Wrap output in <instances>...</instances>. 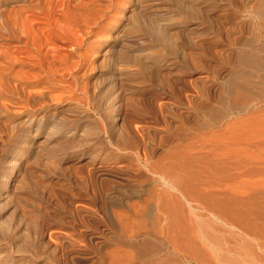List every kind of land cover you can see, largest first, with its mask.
Returning a JSON list of instances; mask_svg holds the SVG:
<instances>
[{
	"label": "rangeland",
	"instance_id": "rangeland-1",
	"mask_svg": "<svg viewBox=\"0 0 264 264\" xmlns=\"http://www.w3.org/2000/svg\"><path fill=\"white\" fill-rule=\"evenodd\" d=\"M0 8L36 13L45 31L51 18L58 36L44 53L66 56L42 77L27 75L10 97L0 94V264L21 256L29 264H101L116 247V215L138 219L131 206L141 200L126 181L139 174L132 152L194 153L224 123L241 120L247 143L264 144V112L232 115L242 103L230 84L233 72L244 73L264 104V70L237 60L264 45V0H0ZM44 92V108L28 100ZM117 106L120 121L110 123ZM219 135L196 150L200 158ZM256 153L264 157V145ZM104 157L115 167L100 170ZM263 173L243 177L247 194L260 193L251 200L264 199Z\"/></svg>",
	"mask_w": 264,
	"mask_h": 264
},
{
	"label": "bare ground",
	"instance_id": "bare-ground-1",
	"mask_svg": "<svg viewBox=\"0 0 264 264\" xmlns=\"http://www.w3.org/2000/svg\"><path fill=\"white\" fill-rule=\"evenodd\" d=\"M30 5L21 8L28 10ZM85 8L92 9L91 5H85ZM128 11H131V7L126 5L123 12ZM37 16L33 12L24 14V11H17L12 16L8 8L0 10V42L3 47L0 53L3 60L0 63V94L5 98L17 91L19 81L27 78V75L42 77L46 72H51L53 66L66 60V56L58 51L56 54L47 48L44 53V46L55 41L58 35L53 32L51 18L48 21L50 28L45 31L44 27L38 26L40 18ZM180 34L184 38L186 33L181 31ZM24 38L28 40L22 45ZM237 60L240 65L264 70V45L241 52ZM230 84L234 87L232 95L242 103L232 110V115L248 111L257 114L264 112L263 102L253 96L255 90L251 93L256 84L244 73L233 72ZM46 94L31 95L28 100L35 107L44 108ZM108 119L115 124L120 121L118 106ZM244 122L224 123L222 129L209 135L211 140H200L202 143L197 145L199 148L195 146L194 153L183 151V146H178L180 149L177 153L167 152L163 155L150 146L151 150L145 152L144 156L132 152L139 174L128 177L126 181L135 183L131 194L141 200V203L134 202L131 206L138 219L132 222L123 214L116 215L120 227L117 240L112 244L116 247L107 253L101 264H170L172 259L178 261L176 264H264V199L251 200L260 193L247 194L243 180L244 176L263 173L264 157L256 152L261 151L264 144L247 143L248 138L242 135L238 124ZM235 128L238 132L229 137L231 129ZM218 135L221 142L200 158L198 155L201 151L196 150L206 151L207 142L215 141ZM171 140L164 139V144ZM117 149L121 154H127L128 143L118 141ZM110 160L104 157L100 170L106 171ZM20 165L21 161L12 169L4 192L11 189ZM204 225L210 228V232L204 230ZM22 227L28 228L26 225ZM197 237L200 238L199 242L196 241ZM16 261L29 264L23 256Z\"/></svg>",
	"mask_w": 264,
	"mask_h": 264
}]
</instances>
